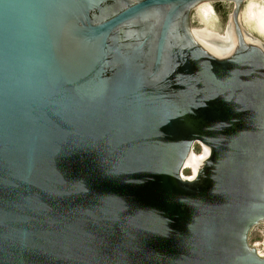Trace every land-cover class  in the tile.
I'll return each instance as SVG.
<instances>
[{"label":"water","instance_id":"obj_1","mask_svg":"<svg viewBox=\"0 0 264 264\" xmlns=\"http://www.w3.org/2000/svg\"><path fill=\"white\" fill-rule=\"evenodd\" d=\"M204 1L234 4L216 51ZM245 1L0 0V264H264Z\"/></svg>","mask_w":264,"mask_h":264},{"label":"bare ground","instance_id":"obj_2","mask_svg":"<svg viewBox=\"0 0 264 264\" xmlns=\"http://www.w3.org/2000/svg\"><path fill=\"white\" fill-rule=\"evenodd\" d=\"M243 10L245 11V23L249 28L243 26L245 30L253 36L257 35L264 39V0H249V2L244 4ZM193 18H196L199 23V27L193 28L196 36L212 50L216 51L220 47L226 46L227 44L224 43L231 40L229 31L221 34L215 29L217 14L213 2L204 1L197 5Z\"/></svg>","mask_w":264,"mask_h":264},{"label":"rangeland","instance_id":"obj_3","mask_svg":"<svg viewBox=\"0 0 264 264\" xmlns=\"http://www.w3.org/2000/svg\"><path fill=\"white\" fill-rule=\"evenodd\" d=\"M249 2V0L245 1V4ZM213 5L215 6L216 14H217V21L215 23V29L219 31L221 34H225L228 29L229 24V15L234 9V4L230 2H213ZM245 9V8H244ZM244 10L242 11V25L245 28H248V26L245 23L244 19ZM194 13V11H193ZM192 25L194 27H199L198 20L196 18L192 17ZM249 29V28H248ZM255 34V33H253ZM257 36V35H254ZM258 37V36H257ZM262 39L261 37H259ZM264 40V39H262ZM250 242L251 244H254L261 253H264V224L259 225L257 228H255L250 236Z\"/></svg>","mask_w":264,"mask_h":264},{"label":"flooded vegetation","instance_id":"obj_4","mask_svg":"<svg viewBox=\"0 0 264 264\" xmlns=\"http://www.w3.org/2000/svg\"><path fill=\"white\" fill-rule=\"evenodd\" d=\"M261 224H263V223H261ZM261 224H259V225H261ZM259 225H257V226H255L254 228H253V230L255 229V228H257ZM252 230V231H253ZM252 233V232H251ZM251 236V235H250ZM252 245H254V244H252ZM255 246V245H254ZM256 247V246H255ZM257 248V247H256ZM258 249V248H257ZM259 250V249H258ZM262 255H264V253H261Z\"/></svg>","mask_w":264,"mask_h":264},{"label":"trees","instance_id":"obj_5","mask_svg":"<svg viewBox=\"0 0 264 264\" xmlns=\"http://www.w3.org/2000/svg\"><path fill=\"white\" fill-rule=\"evenodd\" d=\"M199 151H201L199 148H196V152H199Z\"/></svg>","mask_w":264,"mask_h":264}]
</instances>
